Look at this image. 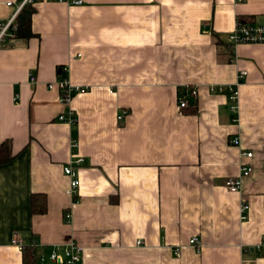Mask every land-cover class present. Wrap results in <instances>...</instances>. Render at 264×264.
<instances>
[{
    "label": "crops",
    "instance_id": "0c3cea01",
    "mask_svg": "<svg viewBox=\"0 0 264 264\" xmlns=\"http://www.w3.org/2000/svg\"><path fill=\"white\" fill-rule=\"evenodd\" d=\"M20 3L0 0V22ZM34 8L33 36L0 48V147L13 155L0 165V264H25L15 234L36 249L28 264H52L73 242L77 264H264L253 251L264 241V43L229 40L240 19L264 22V0ZM63 77L87 89L67 108L49 88ZM188 88L197 100L180 110ZM65 111L76 124L59 120ZM75 158L73 197L64 168ZM243 162L252 174L232 193Z\"/></svg>",
    "mask_w": 264,
    "mask_h": 264
},
{
    "label": "built area",
    "instance_id": "2783aa9c",
    "mask_svg": "<svg viewBox=\"0 0 264 264\" xmlns=\"http://www.w3.org/2000/svg\"><path fill=\"white\" fill-rule=\"evenodd\" d=\"M243 1V0H239ZM81 2L77 1L75 4H80ZM28 4H35V0H22L18 11L13 16V18L7 22H0V48H4L8 46L10 40L14 39V34L17 31L16 26V18L21 11V9ZM13 3H8V6H12ZM230 44L232 46H237L239 44H263L264 43V22L260 24H250V23H242L238 21L235 31L229 36ZM31 82L34 84L36 82V77L34 74L30 76ZM50 90H59L61 103L66 108L69 107L73 98L78 93H84L87 91L86 88H80L73 86L66 77L59 80L57 83H53L49 85ZM198 97V90L196 88H188L185 93H181L179 96L178 106L180 110H184L190 106V100L196 101ZM238 97V92H234L232 100L236 101ZM122 119V116L119 117V120ZM61 122L76 124L77 119L73 112L65 111L59 117ZM230 143L233 146H240L241 142L239 138H233ZM241 158L251 159L253 158V153L243 152L241 154ZM83 163L82 158H75L72 162L64 168L65 175L71 178L70 183V191L69 193L76 197L78 195L80 180L77 177V172L74 171V166L81 165ZM252 174V168L250 165L243 162L241 168V176L238 179H231L226 182L227 189L232 193H239L242 186V179L247 178ZM249 212V206L247 204H243L241 207V219L243 221L247 220V213ZM69 219L70 216H67ZM12 244L17 246L21 251L24 249V243H22L19 239L18 235H14L12 239ZM137 245H141V242H138ZM190 245L195 247L198 245V240L195 238L190 241ZM260 254L264 255V241H262L258 246L253 248ZM41 263L47 262L46 259L41 258ZM81 261V248L75 243H71L70 245L64 248H56L50 257L48 258V262L52 264H77ZM243 264H253L252 262L244 261Z\"/></svg>",
    "mask_w": 264,
    "mask_h": 264
},
{
    "label": "trees",
    "instance_id": "16d2710c",
    "mask_svg": "<svg viewBox=\"0 0 264 264\" xmlns=\"http://www.w3.org/2000/svg\"><path fill=\"white\" fill-rule=\"evenodd\" d=\"M22 2V0H20ZM38 0H35V3ZM35 8L33 4H28L25 5L21 11L19 12L16 21H17V31L14 34V39H18V38H31L33 36L32 33V28H31V18L35 13ZM240 21L242 23H246L245 20L240 19ZM79 94V93H78ZM13 159V155L11 153V149L8 145H4L0 147V165L6 164L8 162H10ZM39 196H33L32 198V210L34 213H43L46 210V201L44 198V203L43 205H40L38 203V198ZM35 247L31 245H24V249L23 254H24V261L25 264H28L29 259L34 258V251H36V249H34ZM38 260V259H37Z\"/></svg>",
    "mask_w": 264,
    "mask_h": 264
}]
</instances>
